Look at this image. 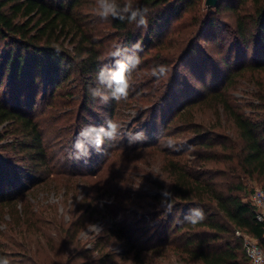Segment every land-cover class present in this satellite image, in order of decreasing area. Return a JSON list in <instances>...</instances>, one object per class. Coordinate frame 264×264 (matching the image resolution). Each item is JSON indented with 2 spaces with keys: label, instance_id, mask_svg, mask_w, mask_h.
Instances as JSON below:
<instances>
[{
  "label": "trees",
  "instance_id": "1",
  "mask_svg": "<svg viewBox=\"0 0 264 264\" xmlns=\"http://www.w3.org/2000/svg\"><path fill=\"white\" fill-rule=\"evenodd\" d=\"M88 2L0 0V50L4 47V52H0V126L6 124L5 133H0V215L7 212L20 222L24 220L33 225V219L42 214H37L29 204H24L19 212L22 187L19 182L15 184L19 181L18 175L28 170L34 179L38 178L36 173L41 174V179L46 171L52 173L42 128L28 110L35 106L40 87L44 84L45 94L49 91L52 101L58 96L66 101L73 92L64 90L74 78L80 89L75 126L81 129L87 125H105L99 112L93 110L99 100L90 96L89 87L96 86L95 75L101 66L112 65L109 54L115 47H131L140 42L141 63L132 74L129 95L125 100L103 104L109 116L113 120L122 103L130 99L147 103L145 113L150 119L157 120L163 111L164 129L174 123L175 128L168 135L191 131L197 139L195 143L204 148L206 155L201 160H191L183 150L161 146L155 139L134 146L127 144V151L150 149L146 152L148 159L159 164L161 176L153 181L157 187L155 193L148 195L134 188L125 171L126 177H116L115 189L106 187L92 195L88 191L74 208H70L68 221L56 212L51 214L48 221L44 220L50 226H40L39 235L52 244L51 240L55 239L50 238L52 234H48L47 229L55 230L67 264L72 263V257L88 259L92 255V251L82 247L79 235L90 221L98 219L105 223L103 234L95 242L102 262L114 259L115 254L107 250V244L115 241L122 245V254L131 264H250L236 230L256 238L264 250V221L257 219L256 208L251 198H247V194L253 192L248 182L264 187V0H218L215 7H208L203 20L196 15L193 22L197 29L187 32L178 45L181 48L176 56L164 54L172 42L170 30L182 15L192 9L199 12V0H134L135 4L149 8L148 27L137 28L134 23L109 18L110 27L119 37L115 44H107L106 39L84 21L83 7ZM223 9L229 10L234 17L233 29L228 32L232 38L229 51L234 54L232 50L236 47L241 59L252 52L250 62L241 64V68L252 70L260 92L257 95L260 105L252 115L234 104L227 92L234 72L230 71L223 82L208 90L206 95L195 97L189 93L196 89L184 80L179 70L184 59L199 56L197 41L202 38V26L208 31L221 28L216 15ZM68 38L74 45L72 49L66 45ZM220 42L227 44L225 37ZM145 52L149 56L144 58ZM200 60L193 68L195 72L204 67ZM161 64L167 67L168 73L156 78L151 69ZM11 86L25 87L35 97L33 94L24 102L23 96L9 95ZM170 103L173 111L169 110L172 105L166 108ZM202 107L214 109L217 122H202L196 113ZM221 112L233 130L232 136L223 130ZM5 134H14L15 139L2 143ZM4 150L23 154L26 157L21 160L31 159L30 166L17 162V156L2 154ZM209 161H213L212 166L207 164ZM31 174H27L29 180L33 178ZM73 174L79 176L80 173ZM166 186L174 195V206L172 213L164 215L161 190ZM67 188L66 193L70 190L76 193V187ZM195 207L204 210L205 219L192 225L185 222L183 216ZM40 218L37 217L38 222L43 221ZM17 233L25 239L24 232ZM5 252L0 249V256ZM79 264L90 262L84 260Z\"/></svg>",
  "mask_w": 264,
  "mask_h": 264
},
{
  "label": "rangeland",
  "instance_id": "2",
  "mask_svg": "<svg viewBox=\"0 0 264 264\" xmlns=\"http://www.w3.org/2000/svg\"><path fill=\"white\" fill-rule=\"evenodd\" d=\"M123 1V0H121ZM198 2L199 12L196 9H192L188 14L182 15L180 18L174 21L171 29L172 39L167 51L164 54H170L176 56L181 46H178L187 32H195L197 25H194L196 15L198 14L202 20L206 17L209 8L205 5V0H199ZM95 0H89L84 5V21L88 22V26L93 30H97L98 35L103 39H106L107 44L117 43L119 37L116 31L110 27L107 20H102L95 11ZM213 10V8H212ZM221 28L217 30L208 31L209 29L202 26V38L199 39L198 57L184 59L182 66L179 70L185 81H188L195 91H191L190 95L196 96L206 95L211 88L216 84H221L226 78V75L232 71L233 79L228 88V94L231 100L247 115H252L255 112L256 106L260 105L258 94H260L257 84L254 81V75L250 68H241L243 62H250L252 52H247L245 59H241L237 56V49L232 50V54L229 50V44H231L232 38L228 34L233 29L234 17L233 14L226 9H223L221 13L216 15ZM203 25V23H202ZM229 26V27H228ZM176 28V29H175ZM177 32H174L176 31ZM95 32V31H94ZM214 32L216 35H214ZM170 34V35H171ZM226 38L225 45L221 44L222 38ZM70 38L67 39L66 45L68 48H73V43H69ZM121 44V42H120ZM1 54L4 52V47L0 50ZM156 52V49L153 51ZM144 58L149 56L148 52L143 53ZM204 66L199 72H195L193 68L197 65V62H201ZM228 61V64L226 62ZM229 65V66H228ZM226 73V74H225ZM224 74V76H223ZM216 79L214 81V78ZM205 78V79H204ZM204 79V80H203ZM7 81V77L5 78ZM45 81V80H43ZM203 82L205 85H203ZM69 85L66 90L71 93L66 97V101H61V98L53 99L49 98V91L45 94L44 84L40 87L39 94H37L36 104L33 109H28L29 112L39 121L42 128L44 144L47 151L48 160L52 166V173L47 171L43 174H37V179H34L30 170L22 175H18L20 183V199L18 204V210L21 211L24 204H29L34 208L35 212H41L38 214L32 223L21 222L17 217L11 216L6 212L4 215H0V249L6 250L5 255L9 258L11 264H67V258L63 253L59 240L54 229H47L48 234L55 240H51L52 244H48L46 237H41L40 226L48 228L50 226L44 220L55 214L64 216V220H69V210L74 208L76 202L81 200L85 194L89 191L91 195L98 190H106V187H114L116 177H126L125 171L128 172L132 179V186L141 192L148 195H153L156 191V185L153 181L158 180L161 176L160 166L157 162L148 159L146 152L150 149L140 148L135 151H127L126 145L129 144L125 136L119 137L117 140L105 143L102 153L93 152L88 163L83 161H77L69 158V153L72 151V145L74 144L80 127L75 126L74 121L79 110V95L78 81L72 78L69 81ZM215 84V85H214ZM3 89L7 86L3 85ZM181 89L177 94H179ZM190 91V90H189ZM198 91V92H196ZM13 92H15L13 94ZM18 94L23 96V101L27 102L29 96L33 95L32 92L24 87L22 88H9V95L14 96ZM63 94V93H62ZM35 97V94L33 95ZM173 99V98H172ZM170 99V102H172ZM52 101V102H51ZM60 102V103H56ZM98 104L93 107V110L99 115V117L106 122L111 119L105 106L99 101ZM169 110L173 109V104ZM147 103L136 102L135 100H128L123 102L120 108L117 110L113 120L122 125V132H136L143 131L149 139L158 140L161 146L173 149L175 151L183 150L184 155L191 160H201L206 155L202 146L197 145L195 134L190 132L176 133L174 135H168L174 127V123L164 129L163 121L165 112L159 115L157 120L150 119L149 115L145 113L148 110ZM166 108L164 110H166ZM173 111V110H171ZM170 111V112H171ZM197 115L201 116L202 122H217V114L214 113V109L209 107H202L198 110ZM222 127L226 134L233 135V130L228 127L226 118L221 112ZM74 124V125H73ZM6 124L0 126V133L4 134L6 131ZM208 125V124H207ZM106 126V125H105ZM15 139L14 134H5L2 143L11 142ZM111 143V144H110ZM192 144V145H191ZM194 144V145H193ZM131 146H134L131 145ZM121 147V148H120ZM126 150V151H124ZM2 154L10 156H17V162L20 164H26L30 166L29 159H25L23 162L21 159L23 154H13V150H4ZM203 161V160H202ZM209 166L213 165V161L207 163ZM33 165H31L32 167ZM78 172L79 174H73ZM27 174H31L32 180H29ZM249 189L254 190L255 187H261L258 183L248 182ZM23 186H22V185ZM67 186L76 187V193L71 192L68 194ZM5 187H8L6 185ZM24 189V190H23ZM249 189L247 192H249ZM251 192L247 194V198L250 200ZM74 199V201H73ZM54 212H53V211ZM53 212V213H50ZM52 214V215H51ZM41 216V218H40ZM37 217L42 219V222H38ZM59 218V216H58ZM37 220V221H36ZM37 222V223H36ZM157 223L154 222V224ZM35 224V225H34ZM153 225V223H151ZM52 226V225H51ZM105 223L102 219L96 221H90L79 235L82 247L85 250L92 251V255L88 259L81 257H72L71 264H79L84 260H88L90 264H131L129 258L123 256V247L119 242L110 241L107 244V250L112 251L115 254L114 259L107 262H102L99 257L98 248L95 247V242L103 234ZM24 232L26 237H20L17 232ZM49 237V236H47ZM22 244V247H17V244ZM15 244V245H14Z\"/></svg>",
  "mask_w": 264,
  "mask_h": 264
},
{
  "label": "clouds",
  "instance_id": "3",
  "mask_svg": "<svg viewBox=\"0 0 264 264\" xmlns=\"http://www.w3.org/2000/svg\"><path fill=\"white\" fill-rule=\"evenodd\" d=\"M96 14L102 20L109 18L121 22L134 23L137 28L147 29L150 10L147 6L135 4L134 0H95ZM142 45L137 42L131 47L117 46L109 54L113 60L111 66H101L95 75L94 87H89V94L93 99H98L101 104H108L111 101L119 102L127 99L131 86L132 74L141 63L139 52ZM59 51V50H57ZM168 69L164 65H156L151 69V74L156 78L166 76ZM106 125V126H105ZM105 125H87L83 127L72 145L69 153L70 159L88 163L93 152L102 153L105 143L117 140L125 136L129 145L142 142L147 139L143 131L122 132V125L112 119H108ZM161 207L164 215L172 213L174 195L166 186L161 190ZM205 219V212L202 208H190L184 214L183 220L196 225ZM0 264H11L6 256H0Z\"/></svg>",
  "mask_w": 264,
  "mask_h": 264
},
{
  "label": "built area",
  "instance_id": "4",
  "mask_svg": "<svg viewBox=\"0 0 264 264\" xmlns=\"http://www.w3.org/2000/svg\"><path fill=\"white\" fill-rule=\"evenodd\" d=\"M251 202L256 208V217L264 221V189L255 187L251 194ZM236 235L241 238L243 249L247 255L250 264H264V250L259 245L256 238L251 235L236 230Z\"/></svg>",
  "mask_w": 264,
  "mask_h": 264
},
{
  "label": "water",
  "instance_id": "5",
  "mask_svg": "<svg viewBox=\"0 0 264 264\" xmlns=\"http://www.w3.org/2000/svg\"><path fill=\"white\" fill-rule=\"evenodd\" d=\"M218 3V0H205V5L207 7H215Z\"/></svg>",
  "mask_w": 264,
  "mask_h": 264
}]
</instances>
